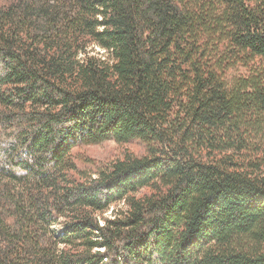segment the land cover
I'll use <instances>...</instances> for the list:
<instances>
[{"label":"trees","instance_id":"1","mask_svg":"<svg viewBox=\"0 0 264 264\" xmlns=\"http://www.w3.org/2000/svg\"><path fill=\"white\" fill-rule=\"evenodd\" d=\"M0 264H264V0H0Z\"/></svg>","mask_w":264,"mask_h":264},{"label":"rangeland","instance_id":"2","mask_svg":"<svg viewBox=\"0 0 264 264\" xmlns=\"http://www.w3.org/2000/svg\"><path fill=\"white\" fill-rule=\"evenodd\" d=\"M89 52L92 55H97L98 57H109V54L106 50L99 46H93L89 49ZM244 70L239 68L232 70L229 73V76H235L239 73H242ZM146 151V146L140 140H132L126 143H119L116 140L109 139L105 140L98 144H90V145H80L74 149L76 152L78 160L77 165L79 168L85 173V175H96V172L108 165L110 162L123 159L128 155H142ZM148 191L144 189L142 192ZM126 208V204L124 202H119L118 204H114L109 208L107 212L103 214L102 217L105 218H113L114 213L117 210H122ZM103 219H101V223ZM54 228L61 230L62 227L55 226ZM57 231V230H56ZM58 233V232H57Z\"/></svg>","mask_w":264,"mask_h":264}]
</instances>
